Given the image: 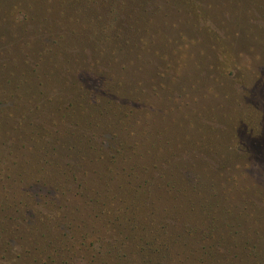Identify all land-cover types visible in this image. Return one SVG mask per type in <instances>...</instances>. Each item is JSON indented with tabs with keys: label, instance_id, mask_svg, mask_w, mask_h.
<instances>
[{
	"label": "trees",
	"instance_id": "16d2710c",
	"mask_svg": "<svg viewBox=\"0 0 264 264\" xmlns=\"http://www.w3.org/2000/svg\"><path fill=\"white\" fill-rule=\"evenodd\" d=\"M154 1L0 5V264H264V64L199 0ZM182 20L224 104H194Z\"/></svg>",
	"mask_w": 264,
	"mask_h": 264
},
{
	"label": "rangeland",
	"instance_id": "374dc122",
	"mask_svg": "<svg viewBox=\"0 0 264 264\" xmlns=\"http://www.w3.org/2000/svg\"><path fill=\"white\" fill-rule=\"evenodd\" d=\"M1 1V0H0ZM41 1V0H40ZM48 1V0H46ZM52 3H55L57 0H52ZM202 5L206 8H208L211 11V14H217L220 15L221 18L228 23V29L230 28H236V25H240L238 27V30L240 32L233 33L232 37L237 40V44L234 47L235 51L238 52V62L240 66L245 68L244 70L247 71L249 74H253V71H255L256 74H258V69L261 68L264 64V15L259 14L257 15V10L256 6L253 5V3H257V5H264V0H199ZM3 0L1 1L0 5L2 4ZM47 3V2H46ZM48 3V4H52ZM179 3L184 4L183 1L181 0ZM157 5H161L165 9L170 8L172 6H165V2L162 0L154 1L153 4L150 3V9L153 10L156 8ZM229 11V14L227 15V9ZM253 11L252 15L249 13V11ZM264 13V10L262 11ZM173 18L172 19L174 22H178L181 17L177 9L175 12L173 11ZM260 15V18L257 16ZM263 16V17H262ZM172 18V17H171ZM251 19H254L251 21ZM188 20V17H185V21ZM183 21V20H182ZM184 22V21H183ZM185 23V22H184ZM179 25H183L182 23H179ZM185 25V26H184ZM182 26V29L186 30V35H188V41L187 45L185 46L186 49H184L185 53L183 54L182 62L184 63V66L186 67V75L188 76V73L190 74V78H187L186 80H183L188 83H192L193 87H197V90L193 92L192 97L200 96L201 92L200 89L206 90V87L208 86L207 84H211L214 87L218 86L214 81H207V82H202V84L198 85L197 83H193L194 81V74L196 73V67L199 66L197 61L201 59L202 61L201 65H205L206 63V58L205 56V51L206 53H211V49H208V44L206 42H203L201 40L202 33L199 31L194 30L192 27L186 26L187 24L185 23ZM252 26V27H251ZM232 28V29H233ZM249 28V29H248ZM250 28H255V31H251ZM32 33L35 34L34 29H32ZM19 36H22L23 38H26L28 36L27 33H20ZM162 37H159L160 43H163ZM38 41L36 42V46L41 45V41L46 39L43 36H38L37 37ZM2 42H3V36H1V30H0V49H2ZM259 68V69H260ZM254 75V74H253ZM252 77V75H250ZM189 77V76H188ZM193 80V81H192ZM204 79H201V81ZM192 81V82H188ZM195 84V85H194ZM206 84V86L204 85ZM210 85V86H211ZM192 86V85H191ZM201 86V87H200ZM237 86V85H236ZM219 87V86H218ZM239 90H244L246 91L245 87L240 86ZM253 92V90H250ZM201 97V96H200ZM199 103H195L196 105H202V104H207L209 106H216V105H221L224 104L226 101L223 96H207L206 98L201 97L199 99ZM193 104V106H194ZM245 105L247 103H244ZM242 111V108L240 109ZM218 129L223 128L224 126L222 125H217ZM217 129V130H218ZM248 172L250 173L251 170L249 169ZM255 183H257L262 189L264 188V181L255 178L254 180ZM250 183L249 181H244V185Z\"/></svg>",
	"mask_w": 264,
	"mask_h": 264
}]
</instances>
